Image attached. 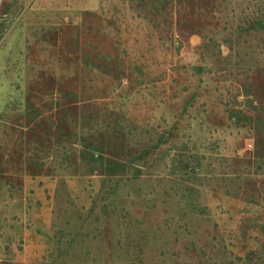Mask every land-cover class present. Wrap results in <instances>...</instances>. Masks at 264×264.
Wrapping results in <instances>:
<instances>
[{
    "label": "rangeland",
    "instance_id": "rangeland-1",
    "mask_svg": "<svg viewBox=\"0 0 264 264\" xmlns=\"http://www.w3.org/2000/svg\"><path fill=\"white\" fill-rule=\"evenodd\" d=\"M0 264H264V0H0Z\"/></svg>",
    "mask_w": 264,
    "mask_h": 264
},
{
    "label": "trees",
    "instance_id": "trees-1",
    "mask_svg": "<svg viewBox=\"0 0 264 264\" xmlns=\"http://www.w3.org/2000/svg\"><path fill=\"white\" fill-rule=\"evenodd\" d=\"M91 157H93V159H94V155L91 154ZM95 162H96V161H95ZM108 169H111V165H109ZM112 175H114V172H113Z\"/></svg>",
    "mask_w": 264,
    "mask_h": 264
}]
</instances>
